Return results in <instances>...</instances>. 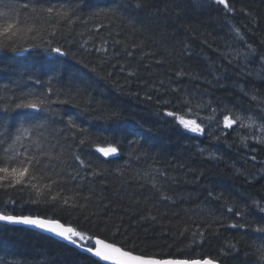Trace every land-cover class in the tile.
<instances>
[{
  "label": "trees",
  "instance_id": "trees-1",
  "mask_svg": "<svg viewBox=\"0 0 264 264\" xmlns=\"http://www.w3.org/2000/svg\"><path fill=\"white\" fill-rule=\"evenodd\" d=\"M137 2L0 0V10L28 22L33 8L61 4L75 17L71 25L37 19L39 34L0 48V167L29 156L42 162L23 184L0 179V211L58 219L84 233L87 245L98 236L145 256L255 264L254 229L264 224L254 203L264 205V144L252 139L264 136V0H229L233 12L214 0ZM109 7L118 14L91 15ZM33 97L46 100L45 110L14 107ZM237 114L256 123L226 128L224 116ZM21 126L32 131L13 143ZM109 145L118 156L98 151ZM0 264L104 263L0 223Z\"/></svg>",
  "mask_w": 264,
  "mask_h": 264
},
{
  "label": "snow or ice",
  "instance_id": "snow-or-ice-1",
  "mask_svg": "<svg viewBox=\"0 0 264 264\" xmlns=\"http://www.w3.org/2000/svg\"><path fill=\"white\" fill-rule=\"evenodd\" d=\"M214 2L218 5H222L224 10L227 12H233L235 9L230 5L229 0H214ZM143 6L142 0H138L135 7L140 8ZM22 7L24 9L28 8V4H23ZM33 13L36 15L31 18L32 22H28V18L25 20H21L19 15H12V9L8 8V10H0V48L4 47L5 41L12 40L14 37H23L29 32H37L40 33L41 27L38 23H36L37 19L42 20L44 23H47V20L44 19L46 16L49 19H55L56 23L59 24L61 21H67L69 25L74 23V9L66 8L63 4L58 7L53 5L49 7H41L39 9L33 8ZM118 11L116 8L109 7L99 9L97 12L92 13L93 17L99 15H112L116 16ZM234 31L240 36V29L235 28ZM243 39L242 36H240ZM119 43V42H117ZM252 53L255 52V49H252L251 45L248 46ZM15 50V49H14ZM51 51L66 55L63 53L61 48L56 47L51 49ZM131 55L132 53H128ZM261 61H264V56L260 57ZM251 73H249L250 75ZM49 92L52 91L51 88L48 89ZM25 97H32L31 93H25ZM253 99H256L254 96ZM66 101H61L64 103ZM46 100L33 97V98H22L19 103L14 105L17 109H33V110H45L44 105L46 104ZM167 115L173 116L178 119V123L182 125L184 128L191 130L192 132H202L203 129L200 124L193 119H186L184 116H176L173 112H168ZM261 119H264V114L261 115ZM245 117L237 114L233 119L230 115H226L223 118V123L226 128H232L233 125L239 122L240 127H251V125L256 123V118L253 116H248L247 120L249 123H244ZM68 124L75 127L74 121L71 116L68 117ZM37 128L43 127V125H37ZM260 131L264 132V123L259 125ZM32 131V127H24L21 126L17 130V135L15 136L13 143L19 142L23 136ZM242 140H247L248 137H242ZM252 139H255L258 143L264 144V136H253ZM36 146L41 147L40 140L37 139L35 141ZM81 143H84L81 140ZM98 151L101 152L105 157L110 155H115L118 152L117 147L109 145L108 147H98ZM42 155H47V153H42ZM76 160L80 161V164L83 165L84 161L80 160L79 156L75 157ZM255 160V156L252 157ZM42 162L37 159L35 156H29L25 160L21 162L19 166L13 167H0V173L3 175L0 176V179L10 180V185L23 184L26 178H35L31 174L38 169L41 168ZM44 167H47L46 165ZM56 183V181H50L49 184L44 185V188H47L49 191L52 186ZM155 187V185H153ZM32 188L36 189V194L41 195V189L37 187V185L32 184ZM57 197H53L55 200ZM68 199H64L63 203L68 204ZM255 205L261 212H264V205L260 204L258 201H254ZM229 212L232 211L231 208L228 209ZM236 215H241L240 212H236ZM0 221H4L7 223H22L25 225H31L36 228L42 229L44 231L50 232L63 238L66 241L71 242L72 244H76L81 248H84L85 245L80 243V241L85 240V234L77 231L76 228L71 226H65V224L61 223L58 219H43L40 217L33 216H17L4 214L0 212ZM232 227H237V225L233 224ZM239 227H247V225H239ZM255 233H259L260 235L257 237V240L260 241L259 244L256 241H253V247L255 248V254L257 256V260L255 264H264V224L258 225L254 229ZM74 237L78 239H74ZM88 240L94 241L91 247H87L86 251L91 253L94 257L98 258L102 261H111L112 264H217V261L210 257H205L203 259H180V258H165L158 259L152 256H144L137 255L131 250H125L123 247L118 246L116 243H110L105 239L100 237H88ZM235 244H230V248H235Z\"/></svg>",
  "mask_w": 264,
  "mask_h": 264
},
{
  "label": "water",
  "instance_id": "water-1",
  "mask_svg": "<svg viewBox=\"0 0 264 264\" xmlns=\"http://www.w3.org/2000/svg\"><path fill=\"white\" fill-rule=\"evenodd\" d=\"M118 155H119V152H117L115 155H110V156H118ZM2 213H3V212H2ZM4 214H5V213H4ZM10 215H14V214H10ZM17 216H33V215H17ZM33 217H40V218H43V219H49V218L42 217V216H33ZM0 222H1V223H5V224H10V225H18V226H26V227H29V228H31V229H34V230L39 231V232H41V233H44V234H46V235L52 236V237H54L55 239H57V240H59V241L65 242V243H67V244H69V245H71V246L77 248L78 250H80V251H82V252H85V253H87V254L93 256L91 253H88V252L86 251V248H87V247H90V246H85L84 248H81V247H79L78 245H76V244H72L71 242L66 241V240H64L63 238L59 237V236H56V235L53 234V233H50V232L44 231V230H42V229L36 228V227H34V226H31V225H25V224H22V223H7V222H4V221H0ZM61 223H63V222H61ZM63 224H64V223H63ZM65 226H68V225L65 224ZM71 227H72V226H71ZM102 239H103V238H102ZM107 241H108V240H107ZM108 242H110V241H108ZM110 243H112V242H110ZM117 245H118V244H117ZM118 246H120V245H118ZM120 247H122V246H120ZM124 249H125V248H124ZM125 250H127V249H125ZM135 254H137V255H141V254H138V253H135ZM144 256H145V255H144ZM93 257H94V256H93ZM152 257H154V256H152ZM94 258H96V257H94ZM155 258H158V259H165V258H159V257H155ZM96 259L99 260L98 258H96ZM180 259H184V258H180ZM196 259H197V258H196ZM199 259H203V258H199ZM99 261L102 262V263H104V264H112L111 261H102V260H99ZM217 264H222V263L219 262V261H217Z\"/></svg>",
  "mask_w": 264,
  "mask_h": 264
},
{
  "label": "bare ground",
  "instance_id": "bare-ground-1",
  "mask_svg": "<svg viewBox=\"0 0 264 264\" xmlns=\"http://www.w3.org/2000/svg\"><path fill=\"white\" fill-rule=\"evenodd\" d=\"M24 227H26V226H24ZM27 228H29V227H27ZM31 229V228H30ZM34 230V229H33ZM39 232V231H38Z\"/></svg>",
  "mask_w": 264,
  "mask_h": 264
}]
</instances>
